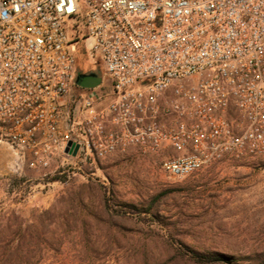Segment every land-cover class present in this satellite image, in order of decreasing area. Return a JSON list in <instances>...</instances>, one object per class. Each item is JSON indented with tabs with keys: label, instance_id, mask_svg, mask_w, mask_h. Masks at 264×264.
Returning <instances> with one entry per match:
<instances>
[{
	"label": "built area",
	"instance_id": "2783aa9c",
	"mask_svg": "<svg viewBox=\"0 0 264 264\" xmlns=\"http://www.w3.org/2000/svg\"><path fill=\"white\" fill-rule=\"evenodd\" d=\"M82 42L107 98L74 82ZM2 140L38 172L135 153L185 178L264 158V0H0Z\"/></svg>",
	"mask_w": 264,
	"mask_h": 264
},
{
	"label": "rangeland",
	"instance_id": "374dc122",
	"mask_svg": "<svg viewBox=\"0 0 264 264\" xmlns=\"http://www.w3.org/2000/svg\"><path fill=\"white\" fill-rule=\"evenodd\" d=\"M72 51L85 70L102 71L95 91L107 98L100 55L88 59L85 42ZM60 169L32 170L0 141V264H227L196 263L179 244L264 264V158L224 160L185 178L135 153ZM15 178L26 181L11 192Z\"/></svg>",
	"mask_w": 264,
	"mask_h": 264
},
{
	"label": "trees",
	"instance_id": "16d2710c",
	"mask_svg": "<svg viewBox=\"0 0 264 264\" xmlns=\"http://www.w3.org/2000/svg\"><path fill=\"white\" fill-rule=\"evenodd\" d=\"M61 172H63V169H59L56 173L60 174ZM14 180H17L19 182L16 183V186L14 183H11V192L14 191V189L22 186V184L25 183L26 180L24 179H17L15 178ZM52 181H62V179L58 176H54L53 180ZM20 185V186H19ZM23 188V186H22ZM22 188H20L19 190L20 191H25L26 192V189L28 188H25V190H22ZM108 203V202H106ZM129 213H135V212H132V211H128ZM138 215H141L140 212H137ZM149 214V213H147ZM177 249L179 252H181L182 254L186 255L189 259L193 260L194 262L196 263H208V262H223V263H227V264H231L232 261H231V258H229L227 255H224V254H218V253H211V254H202L196 250H193L187 246H184V245H178L177 246Z\"/></svg>",
	"mask_w": 264,
	"mask_h": 264
},
{
	"label": "water",
	"instance_id": "95a60500",
	"mask_svg": "<svg viewBox=\"0 0 264 264\" xmlns=\"http://www.w3.org/2000/svg\"><path fill=\"white\" fill-rule=\"evenodd\" d=\"M75 84L79 87L85 88V89H95L101 86L103 82V75L102 71L98 68H91L88 71H84L82 69H78L75 77ZM73 145L71 142L69 146ZM78 146L76 145L73 155L76 156L78 151ZM69 148L67 149V152H69Z\"/></svg>",
	"mask_w": 264,
	"mask_h": 264
},
{
	"label": "flooded vegetation",
	"instance_id": "af4514ba",
	"mask_svg": "<svg viewBox=\"0 0 264 264\" xmlns=\"http://www.w3.org/2000/svg\"><path fill=\"white\" fill-rule=\"evenodd\" d=\"M79 66H80L81 69H84L83 66H82L81 64H79ZM84 70H85V69H84ZM85 71H87V70H85Z\"/></svg>",
	"mask_w": 264,
	"mask_h": 264
}]
</instances>
